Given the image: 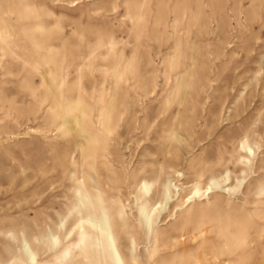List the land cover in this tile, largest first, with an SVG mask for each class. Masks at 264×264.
Segmentation results:
<instances>
[{
    "label": "rangeland",
    "instance_id": "374dc122",
    "mask_svg": "<svg viewBox=\"0 0 264 264\" xmlns=\"http://www.w3.org/2000/svg\"><path fill=\"white\" fill-rule=\"evenodd\" d=\"M0 264H264V0H0Z\"/></svg>",
    "mask_w": 264,
    "mask_h": 264
},
{
    "label": "bare ground",
    "instance_id": "6f19581e",
    "mask_svg": "<svg viewBox=\"0 0 264 264\" xmlns=\"http://www.w3.org/2000/svg\"><path fill=\"white\" fill-rule=\"evenodd\" d=\"M143 191V190H142ZM77 207L79 209V213H83L80 211L81 207H84V211L86 213H88L85 216L82 217V219H85L86 221H88L90 224H94V227L96 228H100V234L95 235L94 237L91 235L90 231L88 229H86L84 227V225L82 224V222L80 223V232H79V237H78V242H77V247L79 248H83V244L85 245L86 241H90V244L92 245H96L97 247L100 245V251H98L99 254H101V252H105L106 247L104 246V244H102L103 242V237H105L106 239H111V231L110 228L108 227V225L105 228H101L98 224L99 222H106L110 220V213H107L106 211H102L100 209V206L98 203H96L95 201H93V203L91 202V200L89 199H80L79 203L77 204ZM89 207L91 208H97L99 210V212H97L96 216L91 215ZM147 207L144 205V207L142 208L141 212H143L144 209H146ZM104 210H106L105 208H103ZM112 240V239H111ZM102 244V245H101ZM69 251H66V253ZM66 257V256H65Z\"/></svg>",
    "mask_w": 264,
    "mask_h": 264
}]
</instances>
